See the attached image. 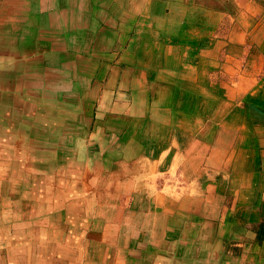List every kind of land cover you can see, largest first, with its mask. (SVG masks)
<instances>
[{"label": "crops", "instance_id": "crops-1", "mask_svg": "<svg viewBox=\"0 0 264 264\" xmlns=\"http://www.w3.org/2000/svg\"><path fill=\"white\" fill-rule=\"evenodd\" d=\"M0 264H264V0H0Z\"/></svg>", "mask_w": 264, "mask_h": 264}]
</instances>
